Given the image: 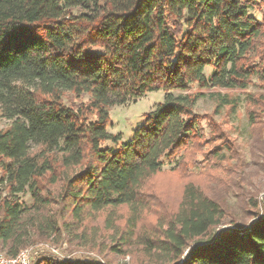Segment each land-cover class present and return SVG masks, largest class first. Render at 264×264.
<instances>
[{
  "label": "trees",
  "instance_id": "obj_1",
  "mask_svg": "<svg viewBox=\"0 0 264 264\" xmlns=\"http://www.w3.org/2000/svg\"><path fill=\"white\" fill-rule=\"evenodd\" d=\"M260 3L0 0V113L8 120L0 127V249L12 256L66 237L90 250L132 248L130 264H264V214L239 225L207 190L229 171L221 149L230 159L238 150L212 116L194 111L201 90L172 93L256 85L244 94L245 113L264 125V16L250 13ZM156 90L163 100L129 140L108 131L111 106ZM212 93L215 113L235 101ZM163 158H176L173 167L164 170ZM165 172L181 182L173 207L154 181ZM100 217L109 244L97 238ZM226 217L231 227H221Z\"/></svg>",
  "mask_w": 264,
  "mask_h": 264
},
{
  "label": "rangeland",
  "instance_id": "obj_2",
  "mask_svg": "<svg viewBox=\"0 0 264 264\" xmlns=\"http://www.w3.org/2000/svg\"><path fill=\"white\" fill-rule=\"evenodd\" d=\"M250 13L257 20H261L264 16V0H261L260 6L250 10ZM211 68L206 69L209 73ZM201 90L203 95L199 96L194 105V111L199 115L212 116L220 127L229 135L234 143L235 149L238 150L236 159H230L229 153L224 152L226 160L223 164L229 171L237 167V171L233 173L222 172L219 170L221 178L212 181L207 185L209 194L213 197L223 199L229 209L230 214L235 218L239 225H245L255 217L264 214V125H252L245 113V92H258L261 89L256 85H248L245 89L239 88H198L196 84H190L187 90H172V93L183 94L186 92H196ZM227 93L230 98L235 99L232 103L227 104L219 109L218 113L214 110L218 100L212 92ZM165 92L162 90L150 91L139 97L128 98L122 104H116L110 107L109 116L110 123L107 127L108 131L120 133L123 141H127L132 137L134 130L142 124L143 114L148 112L162 101ZM86 100V96L82 97ZM206 119H202L201 123L204 127L205 137H209V127ZM8 120L0 113V127L5 126ZM217 144H205L203 149L212 148ZM201 159V155H197ZM176 159V158H175ZM175 159L163 158V169L172 168ZM191 166L189 169L197 171ZM222 179V180H221ZM154 181L157 184L159 194L166 198L170 206H174L180 194L181 182L173 172H165L158 174ZM24 202L30 201L29 194L20 195ZM159 210L156 213L148 214L146 225H152L157 220V214L163 213ZM117 222L123 225L127 215V208L122 206L118 209ZM100 220V221H99ZM95 229L102 234L98 235L101 244H109L111 236L109 232L102 226V219L98 218ZM221 227H231L230 218L226 217ZM100 244V245H101ZM30 246V245H29ZM31 264L42 258L47 260L73 259V260H91L101 264L110 261L116 264H130L133 254L132 248L123 249L120 253H116L107 248V245L100 246L101 251L90 250L88 247L81 245L79 241L68 240L62 237L59 240H46L36 242L31 245ZM42 248L41 252L38 250ZM54 249V250H53Z\"/></svg>",
  "mask_w": 264,
  "mask_h": 264
},
{
  "label": "built area",
  "instance_id": "obj_3",
  "mask_svg": "<svg viewBox=\"0 0 264 264\" xmlns=\"http://www.w3.org/2000/svg\"><path fill=\"white\" fill-rule=\"evenodd\" d=\"M38 250L41 252L42 248H39ZM31 252V245L21 248L15 255L12 256L6 255L0 249V264H31Z\"/></svg>",
  "mask_w": 264,
  "mask_h": 264
}]
</instances>
